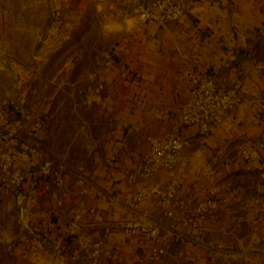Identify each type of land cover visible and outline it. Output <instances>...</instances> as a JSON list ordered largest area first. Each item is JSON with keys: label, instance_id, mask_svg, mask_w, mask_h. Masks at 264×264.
<instances>
[{"label": "crops", "instance_id": "0c3cea01", "mask_svg": "<svg viewBox=\"0 0 264 264\" xmlns=\"http://www.w3.org/2000/svg\"><path fill=\"white\" fill-rule=\"evenodd\" d=\"M129 19L111 24L98 65L71 81V116L61 120L70 132L49 130L57 119L38 68L29 78L17 66L20 92L0 96V147L24 174L20 187L0 186V264H75L66 221L134 219L131 197L143 181L132 174L147 137L170 131L171 111L189 93L186 72L222 76L242 101L204 139L195 126L180 128L189 144L174 172L177 211L207 198L215 205L186 224L163 219L165 264H264V0H189L186 18L166 28ZM45 162L66 165L60 185L41 172ZM169 177L162 171L156 181ZM138 213L145 223L160 217L151 198ZM111 241L116 254L108 264H131L141 254L138 233L117 228Z\"/></svg>", "mask_w": 264, "mask_h": 264}, {"label": "built area", "instance_id": "2783aa9c", "mask_svg": "<svg viewBox=\"0 0 264 264\" xmlns=\"http://www.w3.org/2000/svg\"><path fill=\"white\" fill-rule=\"evenodd\" d=\"M115 4L118 14L124 18L137 17L143 23H154L166 28L171 24L181 23L186 18L189 0H116ZM185 76L188 78L189 93L181 103L173 107L170 131L161 136L147 137L148 148L140 154L132 174L143 181V185L131 197L130 208L134 219L123 222H84L74 217L66 221L65 232L72 240L68 252L70 262L108 264L116 254L111 235L115 229L123 228L127 234L138 233L143 244L141 254L131 264H165L169 248L160 241L164 229L163 219L186 224L193 215L215 205L212 198H207L188 207L185 213L177 211V205L182 201L177 198L179 181L174 172L182 150L189 144V139L180 135V128L195 126L198 137L204 139L214 126L222 124L240 104L242 92L236 86L226 85L225 79L215 73L186 72ZM13 163V154L8 149H0V186L9 190L20 187L24 179L23 172L15 169ZM65 168L64 163L52 165L45 162L40 166L42 173L52 175L57 180V185L61 184L59 179ZM162 171L170 177L164 184H159L156 177ZM67 192V188L61 192L57 202L59 205ZM86 192L84 187L80 190V193ZM147 198L155 201L160 212L159 219L149 223L143 222L142 215L138 213L139 205ZM262 204L264 205V201Z\"/></svg>", "mask_w": 264, "mask_h": 264}, {"label": "rangeland", "instance_id": "374dc122", "mask_svg": "<svg viewBox=\"0 0 264 264\" xmlns=\"http://www.w3.org/2000/svg\"><path fill=\"white\" fill-rule=\"evenodd\" d=\"M115 3L0 0V96L20 92L17 82L22 73L17 66L25 67L29 78L38 68L43 96L52 101L57 119L49 130L70 132L71 123L61 120L71 116V81L83 70L97 66L100 53L111 43L105 32L114 34L116 26L111 24L124 18ZM7 83H12L14 90H5ZM32 94L35 97V92ZM0 149L8 148L2 145Z\"/></svg>", "mask_w": 264, "mask_h": 264}]
</instances>
